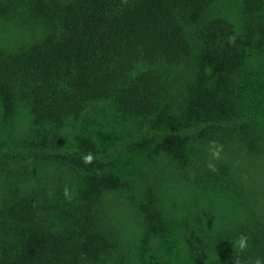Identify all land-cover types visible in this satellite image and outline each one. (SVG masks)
<instances>
[{
	"label": "trees",
	"instance_id": "obj_1",
	"mask_svg": "<svg viewBox=\"0 0 264 264\" xmlns=\"http://www.w3.org/2000/svg\"><path fill=\"white\" fill-rule=\"evenodd\" d=\"M257 259L264 0H0V264Z\"/></svg>",
	"mask_w": 264,
	"mask_h": 264
},
{
	"label": "clouds",
	"instance_id": "obj_2",
	"mask_svg": "<svg viewBox=\"0 0 264 264\" xmlns=\"http://www.w3.org/2000/svg\"><path fill=\"white\" fill-rule=\"evenodd\" d=\"M218 155H219V149H217L216 151L212 152V156L213 157H216ZM87 159L90 160L91 158L89 157ZM208 166H209L210 169L215 170L214 166L212 164H209ZM235 244H236V246L238 247L239 250H241V251L245 250L248 247V237H247V235L241 234L237 238V240L235 241ZM255 264H261L260 260L257 259Z\"/></svg>",
	"mask_w": 264,
	"mask_h": 264
},
{
	"label": "rangeland",
	"instance_id": "obj_3",
	"mask_svg": "<svg viewBox=\"0 0 264 264\" xmlns=\"http://www.w3.org/2000/svg\"><path fill=\"white\" fill-rule=\"evenodd\" d=\"M18 33H20V31L19 30H17V31H10V36L11 37H14L15 35H17ZM2 44H4L3 42H2ZM5 44H7V43H5ZM107 203H108V206H110V207H113L114 209H120L121 208V200H119V199H117V198H109L108 197V200H107Z\"/></svg>",
	"mask_w": 264,
	"mask_h": 264
}]
</instances>
